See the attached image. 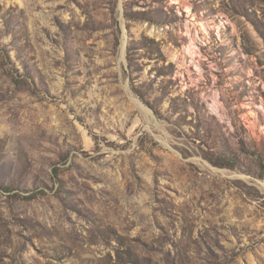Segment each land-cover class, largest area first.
<instances>
[{
  "label": "rangeland",
  "instance_id": "rangeland-1",
  "mask_svg": "<svg viewBox=\"0 0 264 264\" xmlns=\"http://www.w3.org/2000/svg\"><path fill=\"white\" fill-rule=\"evenodd\" d=\"M0 264H264V0H0Z\"/></svg>",
  "mask_w": 264,
  "mask_h": 264
}]
</instances>
